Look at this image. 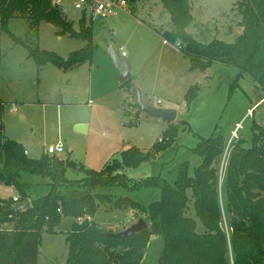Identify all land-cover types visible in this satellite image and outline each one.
Returning a JSON list of instances; mask_svg holds the SVG:
<instances>
[{
  "label": "trees",
  "instance_id": "1",
  "mask_svg": "<svg viewBox=\"0 0 264 264\" xmlns=\"http://www.w3.org/2000/svg\"><path fill=\"white\" fill-rule=\"evenodd\" d=\"M141 1L128 0V4ZM160 3L172 24V29L162 33V37L178 46L191 70L205 73L213 64L221 63L236 69L239 77L249 76L264 93V0H238L235 5L242 33L232 43L213 40L208 44L197 42L187 32L194 20L190 0ZM14 19L27 23L28 34L37 35L40 24L48 23L57 29L58 36L84 43L83 48L66 58L25 44L39 70L51 64L68 71L93 58L92 26L86 22L85 14L76 30L53 0H0L1 30L22 43L10 32L9 22ZM200 92L197 84L187 90L188 108ZM263 99L264 96L259 102ZM2 109L0 100V114ZM181 126L186 130L187 122L169 123L163 138L150 151L132 147L101 171L47 154L31 159L22 144L0 131V183L18 193L17 202L0 198V264H38L43 232L55 233L63 218L75 220L66 234L67 264H142L152 238L162 243L157 264H264V126L254 119L248 129L249 139L239 138L229 147V140L221 134L199 138L191 152L201 158V164L192 175L188 161L180 165L172 182L160 172L135 182L124 173L175 152ZM228 149L220 191L219 169ZM70 171L81 172L83 177L70 179ZM26 177H38L40 182L30 183ZM114 190L146 191L143 195L152 194V198L147 203L118 198L111 193ZM24 201L30 202V209L16 211L14 207ZM100 204L139 212V219L146 222L148 229L130 237H113L120 232L95 223ZM192 207L195 218L189 214ZM224 217L229 233L222 226ZM195 219L203 231H198ZM6 225L13 228L4 229Z\"/></svg>",
  "mask_w": 264,
  "mask_h": 264
},
{
  "label": "rangeland",
  "instance_id": "2",
  "mask_svg": "<svg viewBox=\"0 0 264 264\" xmlns=\"http://www.w3.org/2000/svg\"><path fill=\"white\" fill-rule=\"evenodd\" d=\"M53 1L57 2L77 30L79 20L85 14L75 7L79 0ZM191 1L194 4L193 16L196 22L187 29V32L197 42L208 44L213 40H221L232 43L241 34V28L238 26L240 14L235 5L238 0ZM139 5L141 8L139 9L137 5V14L146 22L162 30L172 29L170 16L162 7L160 0H143ZM146 14H150L151 18L146 17ZM85 17L89 23L91 17L88 12ZM92 21L95 29L93 43L96 50L99 46L96 52L108 55L109 48H113L117 53H120L122 48L129 57L136 56L141 71L139 78L146 91V101H143L141 96L143 103L154 108H173L172 110L178 112L175 124L187 122L186 130H183V126L180 128L177 150L163 154L156 161L146 163L138 169L125 170L124 173L130 180L140 181L160 172L163 178L172 182L180 165L185 161L189 162V171L192 175L194 168L201 164V158L191 152L199 138H209L216 133L224 136L226 141L234 137L232 140L234 143L239 138L249 139L248 129L253 119L264 126V101L252 109L253 113L246 116L248 110L264 96L249 76L239 77L236 69L221 63L213 64L206 73L191 70L188 60L174 57L178 52L176 47V50L174 49L176 52H172L145 42L146 38L141 28L136 27L134 31L131 25L118 27L117 18H94ZM107 22L115 24L114 27L111 28ZM9 29L22 43L15 42L9 33L0 28V98L3 103L1 113L3 131L10 140L23 144L29 158L39 159L43 154H47L49 147L61 143L64 152L58 156L62 159L69 158L83 165L85 169L101 171L114 159H119L123 151L135 147L148 152L163 138L168 127L166 121L141 112L136 106L137 98L134 99L130 94L125 106L118 100L119 98L125 100L123 96L128 93L126 90L129 88L128 85L124 89L118 88L120 90L111 89L115 82H112L107 74H95L93 81L90 80L88 62L68 71L60 70L51 64H46L39 70L34 59L29 57L25 45L33 49L55 52L66 58L69 53L82 48L84 44L82 41L68 36H58L57 29L48 23L40 24L37 35L28 34L27 23L22 19L11 20ZM142 44H145V47ZM101 49L104 51L101 52ZM116 71L119 83L120 75L118 70ZM175 78H178V86ZM131 79H135L132 72ZM183 80L187 84V89L196 84L201 88L198 99L189 108L185 102L187 89L181 92L179 87L184 88ZM89 81H92V84ZM133 100L135 106L130 104ZM133 120L138 121V124L133 127L125 126ZM77 123L87 124V131L79 132L75 127ZM237 124L240 128L234 136L232 132L237 128ZM229 150L224 154L220 164V191H223ZM67 177L80 179L83 174L70 171ZM26 180L30 183L40 182L38 177H26ZM115 191L111 193L118 198L128 197L146 203L152 198V194L143 195L146 191L140 193ZM17 194L15 188L0 183V198L9 199L16 197ZM189 214L195 218L193 207ZM141 216L137 211H122L110 204H100L94 220L103 229L122 232L127 229L123 225L127 220L135 219L131 224H126L130 227L137 223ZM195 220L198 223V231H203L200 222ZM74 221L71 218H63L55 233L43 232L38 264H67L66 234ZM222 226L226 233L230 232L225 217ZM3 228L12 229L13 226L6 225ZM161 249V241L158 238L156 241L153 240L142 264H157Z\"/></svg>",
  "mask_w": 264,
  "mask_h": 264
},
{
  "label": "crops",
  "instance_id": "3",
  "mask_svg": "<svg viewBox=\"0 0 264 264\" xmlns=\"http://www.w3.org/2000/svg\"><path fill=\"white\" fill-rule=\"evenodd\" d=\"M143 1V0H142ZM141 1V2H142ZM191 1V0H190ZM141 2H139V3H137L136 5H130V4H128L129 5V10L130 11H128V13H120L119 15H117V16H114V17H111V18H117V19H119V23H118V27H122L123 25H131L132 27H133V29H134V31H135V29H136V27L137 28H141L143 31V33H144V37L146 38L145 39V42L146 41H148L147 43H150V45L152 46V45H155V46H161V47H163V48H166V50H172V52L173 51H175L176 50V48H177V50H178V52H176L177 54H174V57L175 58H177V59H179V57L180 58H185L186 60H188L183 54H182V52L180 51V49L178 48V46L177 45H172V44H170V43H168V42H166V40L162 37V33H164V32H167V30H162V29H160V28H158V27H156L154 24H152V23H149V22H146V20H144V18L143 17H141V16H139L138 14H137V11H138V9L136 8L137 7V5H138V8H139V4L141 3ZM55 4H57V2H54ZM192 3V1L190 2V4ZM58 5V4H57ZM192 5V15H193V11H194V4L192 3L191 4ZM141 8V7H140ZM139 8V9H140ZM146 17H150L151 18V16H150V14L149 15H147L146 14ZM193 18H194V16H193ZM89 23L88 24H90L91 26H92V34H93V39H94V32H95V29H94V22L92 21V18H90V20L88 21ZM196 22V19L194 18V20H193V22H192V24L190 25V26H192L194 23ZM128 23V24H127ZM107 25H111L110 27L112 28V27H114V25L115 24H113V23H109V22H107ZM116 26H117V24H116ZM189 26V27H190ZM195 26V25H194ZM239 26V25H238ZM188 27V28H189ZM240 27V26H239ZM187 28V29H188ZM241 28V33H242V27H240ZM97 29V28H96ZM140 30V29H139ZM83 46H84V44H83ZM83 46H82V48H83ZM142 46L143 47H145V44H142ZM147 47V46H146ZM176 47V48H175ZM81 49V48H80ZM79 49V50H80ZM98 49H99V46H98ZM97 49V50H98ZM122 49V48H121ZM120 49V50H121ZM175 49V50H174ZM96 50V47H95V53H94V55H93V58L90 60V61H88V63L90 64V80H92L93 81V79H94V76H96V75H103V74H107L108 76H109V78L112 80V82H115V87L114 86H111L110 88L112 89V88H114V89H116V90H120V89H124V87L126 86V85H128L129 86V88H126V90H127V95L125 94L123 97H125V100L123 101V99L122 98H119L118 100L119 101H121L123 104L122 105H124L125 106V104L126 103H128V100H129V96H128V94H130L131 95V97H133L134 96V99H135V97H136V89H138L139 91H140V94H141V96H142V98H143V101L145 100L146 101V91H145V89L143 88V86L141 85V80H140V78H139V75H140V70H139V63H138V61H137V58H136V56L135 57H132V56H130L129 57V55H127L126 54V56H125V58L124 57H122V55H121V52L119 53L118 52V55L123 59L124 58V60H126V61H129L131 64V72H132V75H134V77H135V79H131V77H130V79H129V81L127 82L128 84H120V82L118 83L117 82V71L116 70H118L116 67H115V65L113 64V62H112V60H111V58L109 57V55H106V53L105 54H102V53H98V52H96L97 51ZM109 50H112V51H114L113 50V48H109ZM108 50V51H109ZM77 51V50H76ZM104 51V49H101V52H103ZM115 52V51H114ZM171 52V51H170ZM117 53V52H116ZM188 62H189V60H188ZM87 63V62H86ZM86 63H83V64H81V65H78V66H74L73 68H71L70 70H73V69H75V68H78V67H80V66H83V65H85ZM189 66H190V62H189ZM114 67L116 68V69H114ZM99 69V70H98ZM119 72V71H118ZM135 72V73H134ZM206 73V72H205ZM96 74V75H95ZM119 75H120V72H119ZM96 78V77H95ZM119 78H120V76H119ZM177 80H178V78L176 79L175 78V82H176V86H178V83H177ZM92 81L90 82L89 81V83L90 84H92ZM182 83H184V88H182V86H179L180 87V90H181V92L185 89H187V84L184 82V80H183V82ZM183 85V84H182ZM118 88H120V89H118ZM190 88V87H189ZM188 88V89H189ZM187 89V90H188ZM186 90V91H187ZM186 94V93H185ZM130 97V98H131ZM0 100H1V98H0ZM132 103V104H131ZM130 104L131 105H134L135 106V104H134V100L132 101V102H130ZM259 104V102H257L252 108H250L249 110H248V112H247V114H246V116L247 115H249L251 112H252V109L256 106V105H258ZM137 106V105H136ZM138 108V107H137ZM160 109H170V108H168V107H165V108H163V107H159ZM173 109V108H172ZM176 113H177V116H178V112L176 111ZM177 116H176V120H177ZM162 120V119H161ZM175 120V122L174 123H176L177 121ZM168 123V122H167ZM169 124V123H168ZM237 125H239V124H237ZM75 127H76V129L78 128V127H82V130H83V133H85L86 131H87V128H88V126H87V124H85V123H77V124H75ZM80 132V131H79ZM23 145V144H22ZM24 147V146H23ZM24 149H25V147H24ZM25 151L27 152V150L25 149ZM28 153V152H27ZM29 155V153L27 154V156ZM29 157V156H28ZM59 158H61L60 156H59ZM62 159V158H61ZM14 198H18V194H17V196L16 197H13V199ZM156 241V238H152V241Z\"/></svg>",
  "mask_w": 264,
  "mask_h": 264
},
{
  "label": "water",
  "instance_id": "4",
  "mask_svg": "<svg viewBox=\"0 0 264 264\" xmlns=\"http://www.w3.org/2000/svg\"><path fill=\"white\" fill-rule=\"evenodd\" d=\"M108 55L111 58L115 67L120 72V78H119L120 84L127 83L131 77V65H130V63L128 61L122 59L118 55V53H116L112 50L108 51ZM135 91H136V98H137L136 105L141 112L145 113L149 117L160 118V119H162L168 123H174L175 122L176 116H177V113L175 110L160 109V108H154V107L148 106L145 103H143L139 90L136 89ZM263 101H264V99L261 100L259 102V104ZM137 124H138V121L133 120L131 123L125 124V126L133 127ZM77 130L80 132H83L82 127H78ZM0 131H3V122H2L1 114H0ZM14 209L16 211L28 210V209H30V202L24 201L22 203H18L14 207ZM147 229H148V225L146 224V222L143 219H139L137 221V223L131 225L125 231H122V232L117 233V234H112V236L113 237H130L134 234L142 233L143 231H145Z\"/></svg>",
  "mask_w": 264,
  "mask_h": 264
},
{
  "label": "built area",
  "instance_id": "5",
  "mask_svg": "<svg viewBox=\"0 0 264 264\" xmlns=\"http://www.w3.org/2000/svg\"><path fill=\"white\" fill-rule=\"evenodd\" d=\"M77 10H80L84 12L85 14L88 12L90 14V17L92 19L94 18H100V19H107L114 17L119 14L121 11H130L128 0H79L75 5ZM121 55L122 57L126 56V53L123 49H121ZM240 128V125H237V128L232 132L234 136L236 135V132ZM234 137L229 138L228 147L231 144ZM47 155L49 156H56L64 152L63 145L61 143H58L54 147H49L46 151ZM25 154L27 155V152L25 151ZM18 198H14V202H17ZM134 218L131 220H127L126 223L123 225L126 226L125 228H128L127 225L134 222ZM127 224V225H126Z\"/></svg>",
  "mask_w": 264,
  "mask_h": 264
}]
</instances>
